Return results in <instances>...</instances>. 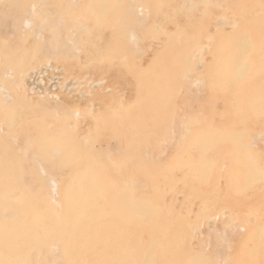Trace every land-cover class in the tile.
Listing matches in <instances>:
<instances>
[{"label": "bare ground", "instance_id": "1", "mask_svg": "<svg viewBox=\"0 0 264 264\" xmlns=\"http://www.w3.org/2000/svg\"><path fill=\"white\" fill-rule=\"evenodd\" d=\"M0 264H264V0H0Z\"/></svg>", "mask_w": 264, "mask_h": 264}, {"label": "rangeland", "instance_id": "2", "mask_svg": "<svg viewBox=\"0 0 264 264\" xmlns=\"http://www.w3.org/2000/svg\"><path fill=\"white\" fill-rule=\"evenodd\" d=\"M117 69H118V66H112L111 70L109 72L111 74H117V72H118ZM62 72H64L62 67H60V66L59 67H57V66L55 67L54 65L53 66L52 65H42L38 69H32L27 74V80H26L27 87L30 89L31 93H35V92L36 93L37 92L42 93V92H44V90H48L50 93H53L54 91L61 89L62 86L64 87V89L66 91H68V87H69V92L68 93L76 95V96H81L80 98H82V97L84 98L87 95L86 94V90L89 87H92L93 89H99V88L103 87L104 85H106L107 82H108L105 76H104L105 79L101 78V77H96V76H87V73H89V72H84V73H81L80 75H70V76H67V78L65 79V78L62 77ZM29 76L30 77L32 76V77L30 78ZM57 77H58V79H57ZM48 79H50V80H48ZM71 81H73V82H71ZM59 83H60V85H59ZM64 83H65V85H64ZM93 83H95L96 85L93 84ZM83 85H84V87H83ZM37 86H39L40 88H38ZM66 86H68V87H66ZM125 86H128L129 89L132 88L131 84H127ZM46 87L49 88V89H47ZM82 92H83V95H82Z\"/></svg>", "mask_w": 264, "mask_h": 264}]
</instances>
